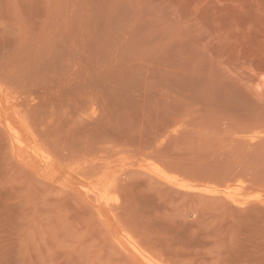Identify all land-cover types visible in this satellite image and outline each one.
<instances>
[{"label":"rangeland","instance_id":"rangeland-1","mask_svg":"<svg viewBox=\"0 0 264 264\" xmlns=\"http://www.w3.org/2000/svg\"><path fill=\"white\" fill-rule=\"evenodd\" d=\"M0 84L62 173L110 162L111 223L162 262L264 264V0H0ZM11 148L0 125V264H141Z\"/></svg>","mask_w":264,"mask_h":264},{"label":"bare ground","instance_id":"bare-ground-1","mask_svg":"<svg viewBox=\"0 0 264 264\" xmlns=\"http://www.w3.org/2000/svg\"><path fill=\"white\" fill-rule=\"evenodd\" d=\"M0 125L9 135L10 143L13 148L11 149L14 150L25 164L35 169L34 171L36 173L38 172L39 175L47 179L65 183L78 191L86 199H91L92 206L97 210L96 212H98L100 216L104 217L106 224L114 233L116 242L123 247L125 251L138 259L141 264H165L155 255L145 250L131 233L127 231L120 232L111 223L110 215H113V206L117 204V198L110 197L109 193L117 178L113 175L114 173H111L110 171V162L104 161L103 173L105 175L98 178L90 186L85 185L82 181H77L78 179L72 171L62 173L60 171V165L55 161L53 156L37 141L28 123L17 111L14 101L11 97L7 96L6 87L2 84H0ZM97 163V161L91 160L82 167L94 166ZM138 165L151 176L163 181L171 187L190 192L202 191V193L205 192L206 194L209 193L218 197L220 196V198L222 197L223 199L225 198L233 204H241L243 203L242 201H244L240 200L238 196H240L245 188V180L237 179L235 182L232 180L233 183L227 182L229 184L225 186L217 185V183L214 184L215 182L205 184L183 183L178 174L175 175L167 171L160 162L151 161L149 164L142 165L140 163ZM80 171L79 168L74 172L80 175ZM109 174H112L111 177L105 179V176ZM231 191L236 193L233 194ZM238 193L240 194L238 195ZM101 220H103V218Z\"/></svg>","mask_w":264,"mask_h":264}]
</instances>
